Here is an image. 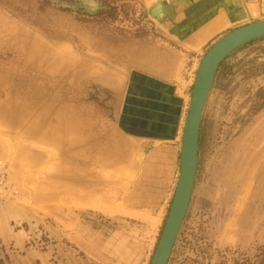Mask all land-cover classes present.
<instances>
[{"label": "rangeland", "instance_id": "374dc122", "mask_svg": "<svg viewBox=\"0 0 264 264\" xmlns=\"http://www.w3.org/2000/svg\"><path fill=\"white\" fill-rule=\"evenodd\" d=\"M160 1L0 0V264L150 263L197 68L153 16ZM262 72L264 45L240 48L217 72L195 180H264L253 118ZM170 123L177 142L159 144ZM166 169L171 199L159 213L155 175ZM261 185L239 226L245 201L234 209L232 193L213 202L208 187L190 201L168 264H264ZM233 230L236 241L219 245Z\"/></svg>", "mask_w": 264, "mask_h": 264}, {"label": "crops", "instance_id": "0c3cea01", "mask_svg": "<svg viewBox=\"0 0 264 264\" xmlns=\"http://www.w3.org/2000/svg\"><path fill=\"white\" fill-rule=\"evenodd\" d=\"M157 7L160 8L159 13L155 12ZM152 10H154L152 13L153 16H156L159 22L163 24L168 38L176 43L182 50L186 51L188 61H192L190 67L192 71L195 70L202 56L200 52L203 50L206 51L220 36L251 21L264 20V0H161L152 6ZM260 45H264V37L254 40L243 47H248L249 51L252 53L255 52L256 48ZM259 78L258 89L264 90V72L260 73ZM260 108L262 109H259L258 113L253 118H256L257 115L259 117L258 134L260 138H263L259 151L264 152V102ZM177 112H175V116H170V121H175L177 119ZM170 124L171 125H162L158 127L160 133H158L157 137L161 138L157 141L159 144L169 143L173 145L177 142L179 132L177 137H175V125L172 123ZM167 135L172 139H165ZM162 147L167 148L166 151L169 153H171L170 151L173 149L172 146L167 145ZM178 147H174L175 153L179 151L180 147ZM164 150L165 149H163V151ZM166 170L168 171H162L159 176L155 175L158 177V180H160L155 182L154 189V193H156L155 200L159 201L155 209H158L159 213L164 208L167 200L169 201L171 199V174L169 172L170 169ZM260 179L261 177L259 180H195L191 201L195 198V203L198 204V202L205 197L204 192L208 187H211L213 193H217L212 199L213 202L219 200L220 192L218 190L222 189L228 193H232L231 195H235L236 197V203L233 206L234 209L239 206L241 201H245L242 212L239 210L238 213L235 214L237 216L235 226H239L249 207L246 201L250 203L253 195H257L260 191L263 192V188L260 186H262L261 184L264 183V180ZM161 202H163L164 205H161ZM140 208L141 207H138L139 211L142 210ZM235 233V230L228 233L222 232L219 245L226 244L222 243V241H229V239L232 242L236 241ZM248 241L246 243H248ZM246 243L241 245H246Z\"/></svg>", "mask_w": 264, "mask_h": 264}, {"label": "water", "instance_id": "95a60500", "mask_svg": "<svg viewBox=\"0 0 264 264\" xmlns=\"http://www.w3.org/2000/svg\"><path fill=\"white\" fill-rule=\"evenodd\" d=\"M261 37H264V20L251 21L220 36L199 59L183 122L178 177L149 264H168L180 233L196 179L202 115L220 64L234 51Z\"/></svg>", "mask_w": 264, "mask_h": 264}, {"label": "bare ground", "instance_id": "6f19581e", "mask_svg": "<svg viewBox=\"0 0 264 264\" xmlns=\"http://www.w3.org/2000/svg\"><path fill=\"white\" fill-rule=\"evenodd\" d=\"M42 110V109H41ZM47 114V113H46ZM18 115V114H17ZM60 115V114H59ZM55 118H56V116H55ZM59 118V117H58ZM40 120V119H39ZM52 120V119H51ZM36 121H37V118H36ZM57 122V121H56ZM57 126H55V127H62V126H65L67 129H70L71 127H72V123L70 122V121H67V122H65V123H63V122H58L57 124H56ZM44 126V125H43ZM75 126V125H74ZM73 126V127H74ZM41 127V126H40ZM72 127V128H73ZM63 130V129H62ZM50 132V131H49ZM66 132V131H65ZM71 132V131H70ZM60 135V134H59ZM62 135H63V133H62ZM73 135H74V133H73ZM68 136V135H67ZM70 136V135H69ZM63 138V137H62ZM65 138V137H64ZM75 138H78V137H75ZM58 140V139H57ZM63 140H65V139H63ZM67 140H70V139H67ZM62 141V140H61ZM67 142V141H66ZM76 142V141H75ZM65 143V142H64ZM70 144H71V142H70Z\"/></svg>", "mask_w": 264, "mask_h": 264}, {"label": "trees", "instance_id": "16d2710c", "mask_svg": "<svg viewBox=\"0 0 264 264\" xmlns=\"http://www.w3.org/2000/svg\"><path fill=\"white\" fill-rule=\"evenodd\" d=\"M241 48H242V47H241ZM239 49H240V48H239ZM228 57H229V56H227V57L225 58V60H223V62L220 64L219 69L221 68V66L223 65V63L226 61V59H228ZM219 69H218V71H219ZM216 76H217V75H216ZM215 81H216V78H215V80H214V83H215ZM214 83H213V84H214Z\"/></svg>", "mask_w": 264, "mask_h": 264}, {"label": "built area", "instance_id": "2783aa9c", "mask_svg": "<svg viewBox=\"0 0 264 264\" xmlns=\"http://www.w3.org/2000/svg\"><path fill=\"white\" fill-rule=\"evenodd\" d=\"M2 185H3V179L2 177H0V187H2Z\"/></svg>", "mask_w": 264, "mask_h": 264}]
</instances>
